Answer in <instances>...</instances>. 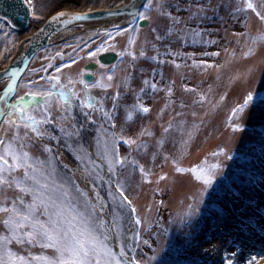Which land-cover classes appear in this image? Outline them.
I'll use <instances>...</instances> for the list:
<instances>
[{
	"label": "rangeland",
	"instance_id": "1",
	"mask_svg": "<svg viewBox=\"0 0 264 264\" xmlns=\"http://www.w3.org/2000/svg\"><path fill=\"white\" fill-rule=\"evenodd\" d=\"M157 2L153 0L150 10L139 11L150 17L146 26H139L136 21L119 27L138 25L136 32L118 34L116 27L100 29L97 33L95 30L77 33L72 27L63 30L51 46L32 59L6 100L11 103L26 92L46 90L47 81L40 78L53 75H58L62 84L71 81L70 87L81 98L86 94L93 97L92 103L97 109L112 114L111 122L101 111L81 107L80 100L71 93L65 111V98L57 96L50 109L54 123L44 127L58 139H34L29 142V150L44 159L49 155L44 152L47 144L52 148L51 155L56 157L59 173L68 177L75 173V182L92 195L93 184L82 176L78 167L80 161L76 159L78 154L84 155L83 149H86L100 165L98 176L91 179L109 204L112 203L107 195L109 179L121 182L136 212L130 208L122 210L119 241L137 264H211L214 262L209 258L212 249L227 244L224 218L231 212L226 205L229 200L236 201L235 227L244 232L245 237L237 244L228 243V253L238 252L240 244L248 241L260 248L264 243V225L257 228L244 212L264 215V104L254 100L243 113L235 118L231 116L248 93L254 97L264 95V41L253 43L252 40L264 34V22L251 11L234 13L238 0H159L165 10L180 17L181 23L173 24L156 9ZM30 4L33 15L27 31L15 34L0 21L3 25L0 28V70L15 55L21 40L49 15L61 9L84 11L109 8L116 3L113 0H31ZM197 5L203 11L192 16L197 12ZM258 10L264 14V8L258 7ZM106 33H111V38ZM129 36L135 38L131 48H128ZM157 36L163 38L157 39ZM125 49L137 58L121 55ZM59 50L73 52L71 64L59 63L61 56L56 54ZM104 51H115L117 60L110 65H99L93 79L86 81L84 65L97 61V54ZM141 51L145 53L143 57L139 55ZM90 52L95 55H89ZM161 60L164 63H160ZM81 80L97 86L85 89ZM145 80L155 83L156 90L145 85ZM109 84L111 87L102 86ZM6 87L4 80L0 83V96L4 95ZM117 93L119 96L114 100ZM201 95L205 97L203 103L198 102ZM29 99L25 96V100ZM138 102L150 111L134 112L130 106ZM0 107H4L3 102ZM129 111H133L132 120L127 119ZM86 112L91 116L85 115ZM3 119L0 136L7 138L12 129L3 125ZM57 123L69 131L73 125L84 127L79 138L69 139ZM169 123L172 127L165 132ZM101 125L109 138L115 133L118 155L136 160V166L123 169L117 166L116 176L107 172V164L95 155L99 150L96 139L102 135L97 129ZM233 125L240 127L234 129ZM20 131L23 134L24 129ZM142 131L152 135H141ZM120 137L131 138L138 144L146 143L147 147L137 150L136 145L129 146ZM140 165L149 173L147 177L139 171ZM213 165L218 167L212 168ZM177 166L210 169L215 179L207 186L190 172L177 173ZM161 176L165 178L160 179ZM137 217L140 224L135 223ZM201 244L205 245L203 249L199 247ZM261 249V253L253 255L256 259L252 264H258L264 257L263 247ZM245 259L244 254L235 253L219 264H227L228 260L232 264H243Z\"/></svg>",
	"mask_w": 264,
	"mask_h": 264
},
{
	"label": "snow or ice",
	"instance_id": "2",
	"mask_svg": "<svg viewBox=\"0 0 264 264\" xmlns=\"http://www.w3.org/2000/svg\"><path fill=\"white\" fill-rule=\"evenodd\" d=\"M28 2L31 3V0ZM152 5L153 0H147L142 7L146 12L151 9ZM155 7L161 15L167 16L173 24L181 23L180 17L165 10L159 0ZM258 7L264 8V0H257V2L238 0L233 12L246 13L251 11L260 21L264 22V14L258 10ZM202 11V7L197 5V12H193L191 15L196 16ZM145 12L134 13L133 23L135 24L137 20H148L150 17ZM65 15L61 12L58 16H53L52 19L55 20ZM84 15L75 14L71 19H82ZM2 27L3 25L0 24V28ZM115 27L118 34L138 30V25L126 29H120L119 26ZM168 31L171 33L172 29L169 28ZM106 34L111 38V33ZM194 35L199 36L200 33L194 32ZM156 38L162 39L163 37L157 36ZM252 40L253 43L264 41V34L253 37ZM134 43L135 38L129 36L128 48H131ZM211 43H215V41H211ZM89 55H95V53L90 52ZM121 55H129L133 60L137 58L128 49H125ZM139 55L143 57L145 53L141 51ZM211 55H218V53H211ZM152 59L156 60L157 57H152ZM159 62L164 63L162 60ZM17 71L14 70L10 73L11 83H8L4 89V95L0 96V102L4 103V107H0V118H4L3 125L12 129L11 135L7 138L0 136V264H137L134 257H129L126 246L119 241L121 221L124 216L122 210L130 208L133 213L136 212V209L132 207V202L125 195L121 182H113L109 179L107 195L112 202L109 204L101 196L91 179L98 176L100 165L93 159L91 153H87L86 149H83L85 154H78L76 159L80 161L78 167L82 176L93 184L92 195L75 182V173L72 177L63 176L59 173L56 157L51 155L52 148L47 144L44 145V152L49 155L44 159L34 155L29 150V142L34 139L45 137L58 139L44 127L54 123L50 109L51 102L57 96L65 98V111H67L68 96L71 93L72 96L80 100L81 107L101 111L109 122L113 120L112 114L104 112L102 108L97 109L96 105L92 103L93 97L90 95L86 94L83 98L78 96L70 87L72 82L62 84L58 75L40 78L47 81L46 90L26 92L9 103L6 97L16 89ZM56 72L59 73L60 69L57 68ZM108 79L111 80L112 77L109 76ZM80 83L85 89L97 86L95 84L89 85L83 80ZM144 84L149 85L154 91L157 88L155 83L149 84L147 80L144 81ZM102 86L111 87L110 84ZM186 90L195 91V89ZM143 91L144 89H141V92ZM171 92L172 89L169 88L168 93L171 94ZM25 96H29L30 99L25 100ZM118 96L119 93L113 99L115 100ZM204 100L205 97L201 95L198 102L203 103ZM254 100L258 101L259 104H264V95L257 94L254 97L252 93H248L243 103L232 110L231 116L235 118L243 113L253 104ZM130 107L136 113H148L150 111L148 107L139 102ZM85 115L90 117L91 113L86 112ZM127 119H133V111L128 112ZM56 126L69 139L72 137L79 138L81 129L84 127L83 125L79 127L73 125L72 130L69 131L62 124L57 123ZM171 127L172 124L169 123V127L165 128L164 131L168 132ZM239 127V125H233L234 129ZM21 129H24L23 134H21ZM97 131L101 132L102 135L96 139L99 150L95 155L107 164L109 174L116 176L117 166L123 169L138 164L136 160H129L127 157L121 158L118 155L115 133H112L109 138L103 125ZM29 133L33 135H29ZM140 134L152 135L151 132L143 131ZM120 139L129 146L136 145L137 150L141 147H147L146 143L138 144L136 140L131 138L120 137ZM160 143L162 144L163 141ZM81 148H83L82 145ZM213 155H217V153H213ZM64 167L67 168L68 166L64 165ZM215 167L218 165L212 166V168ZM139 171L144 177L149 175L142 165L139 166ZM175 171L177 173L190 172L195 175L197 180L203 181L207 186H211L215 179L210 169L199 166L188 169L177 166ZM98 178L103 179V177ZM164 178V176L160 177V179ZM113 183H115L114 190H112ZM106 209L109 211H105ZM135 223H141L138 217L135 219ZM255 259L252 257L249 264H252ZM227 264H232V261L228 260Z\"/></svg>",
	"mask_w": 264,
	"mask_h": 264
},
{
	"label": "water",
	"instance_id": "3",
	"mask_svg": "<svg viewBox=\"0 0 264 264\" xmlns=\"http://www.w3.org/2000/svg\"><path fill=\"white\" fill-rule=\"evenodd\" d=\"M147 0H131L130 2L117 7L112 8H96L83 12H73L61 10L51 14L35 31L31 33L28 38L27 45L24 50L19 54L13 56L8 65L0 70V82L4 80H10L14 70L17 71L15 77L16 83L21 74L28 67L31 60L41 50L46 48L52 43V39L55 35L59 34L68 27H72L77 24L95 22V21H107L112 19H120L121 22L118 25L111 27L127 26L133 23V14L142 10V6ZM65 13V16L58 17L53 20V16H58L59 13ZM31 8L27 0H0V20L6 23L10 28L17 31H25L28 27L29 19L31 17ZM75 14H85L82 19H71ZM67 21V22H65ZM148 20H138L139 26H146ZM102 28V27H101ZM117 53L115 51H107L99 54L98 63L102 65H110L117 60ZM85 69L95 70L97 63L90 62L84 66ZM90 73L84 76L86 81L92 80ZM76 171L77 169L74 168Z\"/></svg>",
	"mask_w": 264,
	"mask_h": 264
},
{
	"label": "bare ground",
	"instance_id": "4",
	"mask_svg": "<svg viewBox=\"0 0 264 264\" xmlns=\"http://www.w3.org/2000/svg\"><path fill=\"white\" fill-rule=\"evenodd\" d=\"M116 4H114L113 7H117V6H122L128 2H130L131 0H113ZM103 8H108V7H103ZM109 8H112V7H109ZM61 10H66V11H69L68 9H61ZM61 10H58V11H61ZM92 10V9H91ZM56 11V12H58ZM70 11H73V12H83V11H79V10H70ZM84 11H87V10H84ZM50 16V15H49ZM48 16V17H49ZM47 17V18H48ZM46 18V19H47ZM45 19V20H46ZM44 20V21H45ZM120 19H112V20H107V21H95V22H89V23H83V24H77V25H74L72 26V28L76 29V32L77 33H82L83 31H89V30H102V29H106L107 27H111V26H114V25H118L120 24L121 22L119 21ZM102 27V28H101ZM38 28V27H37ZM36 28V29H37ZM35 29V30H36ZM34 30V31H35ZM61 33V32H60ZM59 34L55 35L52 39V41L58 37ZM31 35V34H30ZM29 35V36H30ZM29 36L23 38L18 46V48L16 49V54H19L22 50L25 49L26 45H27V42H28V38ZM13 58V57H12ZM32 61V60H31ZM90 62H93V63H97V61H90ZM89 62V63H90ZM88 64V63H87ZM86 64V65H87ZM85 66V65H84ZM85 74H88L90 73L92 76H93V72L96 70H90V69H85ZM68 166H70L72 168V165L71 164H67ZM74 170V168H72ZM77 172V171H76ZM81 175V174H80ZM244 199V198H243ZM242 199V200H243ZM226 205L228 206V208H230L229 211L230 214L225 216L224 218V227L227 231L226 233V242L227 244L225 246L221 245V246H217L215 248L212 249L211 253L209 254V258H213L214 259V262H212L211 264H219V262L222 260V261H226L230 256H232V254L228 253V250H227V245L228 243L229 244H237L239 242L242 241V239H244L245 237V234L244 232L238 230L236 227H235V223H236V217L233 215L235 213V210L237 208V204H236V201H231L229 200ZM244 208V207H243ZM245 212V215L246 217L251 220L253 222L254 225H256V227L258 228L259 226H262L264 225L262 223V217H264V215H257L256 213L252 214L251 212L249 211H246L244 210ZM241 245V248L239 247L238 249V252H235L237 254H244V257H246V259L244 260L243 264H249V261L251 260V258L253 257V255H258L259 253L262 252V247L264 249V243H262V247H256L255 245V242L254 243H251V242H246V243H242L240 244ZM205 245H200L199 247L200 248H204ZM207 258V260L210 261V259ZM258 264H264V257H262V259L260 258L259 259V263Z\"/></svg>",
	"mask_w": 264,
	"mask_h": 264
},
{
	"label": "flooded vegetation",
	"instance_id": "5",
	"mask_svg": "<svg viewBox=\"0 0 264 264\" xmlns=\"http://www.w3.org/2000/svg\"><path fill=\"white\" fill-rule=\"evenodd\" d=\"M27 2H28V0H27ZM29 3V2H28ZM29 5H30V8H31V13H32V6H31V4L29 3ZM32 15L33 14H31V17H30V19H29V23H28V27H27V29L25 30V31H27L28 29H29V27H30V24H31V18H32ZM1 21V20H0ZM138 21V20H137ZM2 22V21H1ZM4 23V22H3ZM5 24V26L8 28V31H10V32H13V33H15V34H21L22 32H25V31H17V30H13L12 28H10L6 23H4ZM38 26H40V25H38ZM38 26H36V28L38 27ZM35 28V29H36ZM34 29V30H35ZM33 30V31H34ZM100 31V30H99ZM98 30H96V33L97 32H99ZM71 42L72 43H75V40L74 39H72L71 40ZM88 43H90V41L88 42ZM49 46H51V44L49 45ZM49 46H47L46 48H44L43 50H41L40 52H42V51H44L45 49H47ZM73 49L74 48H72V51H73ZM65 52V51H57L56 52V54L58 55V56H61V59H60V64H62V65H67V64H71L72 63V59H74V54H73V52ZM39 52V53H40ZM105 52V51H104ZM38 53V54H39ZM101 53H103V52H99L98 54H97V58H98V56H99V54H101ZM37 55V54H36ZM35 55V56H36ZM73 56V57H72ZM97 60V68H96V70L98 69V67H99V65H102V64H100V63H98V59H96ZM102 66H106V65H102ZM95 70V71H96ZM92 79H93V77H92ZM2 82V81H1ZM0 82V83H1ZM5 82H7V85H8V83L10 82V80H5ZM0 94H1V89H0ZM0 122H1V118H0Z\"/></svg>",
	"mask_w": 264,
	"mask_h": 264
}]
</instances>
